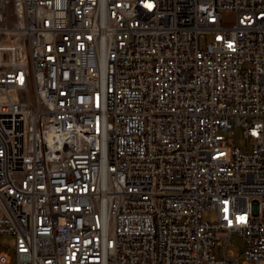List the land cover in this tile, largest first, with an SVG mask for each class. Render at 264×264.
<instances>
[{"label": "built area", "instance_id": "obj_1", "mask_svg": "<svg viewBox=\"0 0 264 264\" xmlns=\"http://www.w3.org/2000/svg\"><path fill=\"white\" fill-rule=\"evenodd\" d=\"M6 4L0 264H264V0Z\"/></svg>", "mask_w": 264, "mask_h": 264}, {"label": "rangeland", "instance_id": "obj_2", "mask_svg": "<svg viewBox=\"0 0 264 264\" xmlns=\"http://www.w3.org/2000/svg\"><path fill=\"white\" fill-rule=\"evenodd\" d=\"M6 1H7L6 4L7 23L10 26V28H13L17 24V13H16L17 0H6ZM226 20L230 21L232 19L226 18ZM203 44H205V40H203ZM224 134L231 146H239L246 151H250L252 149V144H250L247 138L245 137L243 127H236L234 130L226 131ZM231 140H233V142H231ZM0 214H1V209H0ZM204 219L208 221H215L217 219L216 211H212V210L205 211ZM15 246H16V240L14 236L0 235V253L6 251L9 252L15 258L16 256ZM228 251L230 254H233L241 263L246 260V257L244 255L246 251V241L239 233H234L231 236Z\"/></svg>", "mask_w": 264, "mask_h": 264}]
</instances>
